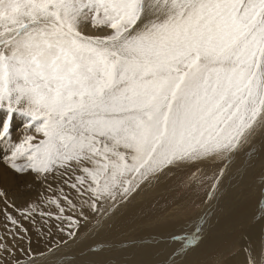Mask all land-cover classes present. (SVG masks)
Wrapping results in <instances>:
<instances>
[{
    "label": "snow or ice",
    "instance_id": "6c2138e0",
    "mask_svg": "<svg viewBox=\"0 0 264 264\" xmlns=\"http://www.w3.org/2000/svg\"><path fill=\"white\" fill-rule=\"evenodd\" d=\"M260 132L264 0H0V162L57 181L23 206L0 190V264H20L25 221L75 239L89 213L99 226L174 171L215 200ZM242 251L264 264V239Z\"/></svg>",
    "mask_w": 264,
    "mask_h": 264
},
{
    "label": "bare ground",
    "instance_id": "6f19581e",
    "mask_svg": "<svg viewBox=\"0 0 264 264\" xmlns=\"http://www.w3.org/2000/svg\"><path fill=\"white\" fill-rule=\"evenodd\" d=\"M22 128V122L17 120L15 128V130H17L16 133L18 132V130H22ZM259 138L260 134L258 133L254 138L255 142L254 146H252L253 150L257 149ZM263 140L260 142V145L263 144ZM251 152L252 150L249 153ZM245 156H247V159H245V164H242L239 167H235V163V165H232V167L228 170L227 175H225V178H223L225 179V182L226 180H231V176L234 174L232 173V171L237 172L239 170V172H241L240 170L243 169L248 170L253 165L254 161L256 162L257 156L255 157L253 155L250 158L247 154H245ZM262 156L260 157L261 159L259 158L260 160L258 162V167L260 166V163H264V156ZM237 158L239 161V157ZM0 163L1 165H4L2 162ZM263 166L264 165H262V167ZM174 173L175 171L171 173L168 178H161L158 182L154 181L152 184L143 187L138 193L134 194L128 202L122 203L117 206L111 212L109 217L105 218L99 226L97 224V215L89 213L88 220L86 222H81L83 226L79 229L78 236L75 239L68 236L66 226L64 232L60 231V229L58 228V225L60 223L59 221H49L48 226H45L43 228H40V224L43 223V221L40 220L39 216L36 217L38 223L35 228L32 227L31 221H25V226L29 228V231L27 232V234H23L17 237L19 247L15 249L14 255L17 257L20 264H27V261L30 258L34 259L36 261V264H164L165 260H168L170 258V254L174 253V249H177L179 247L180 243H182L183 238L186 235L196 233L198 229L205 230V227L209 224L210 226L213 225L214 217L216 218L219 215L221 216V213H228V210L232 205L231 201H233V199L229 200V203L227 205H225L226 201L223 204H219L218 202L216 205L221 206L220 211L218 212L212 209L214 206V200L208 201L211 208L206 207L204 213L196 217L195 220H191L190 222H185L183 220L179 221V219H176V215L186 210L185 207L188 203L189 198L182 197L183 194H179L178 197L174 196L177 191L171 190L173 189V185L175 186L179 179H177V175L179 174ZM12 174H8L6 169L0 172V176L2 178L1 181L4 182V184L7 186L6 192L8 193L9 199L14 201L18 206H23L27 202L36 200L41 194H47L51 196V191H47V183H51L53 188H55L57 184V181L52 178H49L47 183H45L39 180H35L32 175L26 178H21L20 176L19 179H17L16 177H13ZM28 179L33 180V182L31 183V185H33L31 189L32 192H20L17 188L14 187L20 186L18 182L24 185L25 182L28 181ZM224 181L222 182V184L224 183ZM232 181H234V179ZM232 181L230 182L232 183ZM36 184H40L42 187L38 188L36 187ZM253 188L255 189L256 186ZM192 191L194 190L192 189ZM173 197L176 198L173 199ZM230 197L232 196L230 195ZM160 199H162V201H159V204L162 205L163 203L165 204V201H170L166 203L165 207L162 206L164 208L158 209V206H160L158 205L157 209H153L155 208L154 202ZM215 200H218V197ZM209 209H212V211L208 215L210 218H206L208 223L205 224L204 220L199 219L203 217V215L205 216L206 211ZM216 209L218 210V208ZM254 210L255 212L259 211L257 207L254 208ZM166 219L173 221V224L168 226L169 228L164 227V225L166 224ZM218 219L222 220V218ZM218 219L217 221H219ZM0 224H2V222H0ZM218 224L220 225L219 222ZM9 227H11V225H9ZM255 227L252 229L250 228V230L244 235L245 238H243L242 242L239 241V244L237 243L238 237H233L235 238L234 241H231L228 245L225 244L227 245L225 248L224 246L222 247V256L229 250L236 248V246L239 247V250L236 253L230 255L229 257L227 256L226 261L223 264H244L245 252L242 251V249H259L255 245L256 243L258 245V228L256 227V229ZM213 228L214 226H212L211 228L209 227L208 230L202 231L200 233V235L202 236L201 240H203L210 246L209 251H201L199 253H196L198 247H194L191 251L185 250V255L176 253L173 254L171 258L176 259L177 264H201L202 258L205 254L209 256V253L212 252L215 245H221V243L218 242V240H220L221 238V235H213ZM214 229L217 230V228ZM73 230L75 231V229ZM208 232L211 233L212 236H210V234H207ZM240 235L242 234L240 233L238 236ZM173 237H179L180 239L179 241H177L173 239ZM7 240L10 244H14L17 242L13 241L11 236H8ZM49 249H52L53 252L50 253ZM198 250L200 249L198 248ZM41 253H43L44 255H40ZM224 257L225 256H223V258Z\"/></svg>",
    "mask_w": 264,
    "mask_h": 264
},
{
    "label": "rangeland",
    "instance_id": "374dc122",
    "mask_svg": "<svg viewBox=\"0 0 264 264\" xmlns=\"http://www.w3.org/2000/svg\"><path fill=\"white\" fill-rule=\"evenodd\" d=\"M16 131L17 130H14L13 136L18 138L21 135V133L23 131V128H22V130H18L17 133H16ZM262 133L263 132L259 133L260 134V138H259V141H258V144H257L258 146H260L262 148L257 146V149L258 148H260V149H258V150L254 149L253 150V148H252L251 149L252 152L249 153V154L247 153L249 158L252 157L253 155L255 157L257 156L256 157V162L254 161L253 165L248 170L247 169H243V170H240L241 172H239V170L237 172L232 171V173H234L231 176V180H230V181H232L234 179V181H232V183L229 180L228 181L226 180V182H227V184H226V182L224 181L225 179H223L224 183L222 184V186H220V192H219V194L217 196L218 200H214V204H213L214 206H213L212 209H214V210H216L218 212V211H220V207H221L220 205H216L218 202H219V204H223L226 201L225 205H227L229 203L228 201L233 199V201H231L232 205L229 208L230 211L228 210V213H226V214H222L221 213V216L219 215L216 218L214 217L213 225L210 226V224H209V225H207L205 227V230H208L209 227L211 228L212 226H214V228H217V230L213 228L212 234L213 235H216V234L217 235H221L220 240H218V242L221 243V245H215L213 247L212 252L209 253L210 254L209 256H207V254H205L206 256L203 254L204 257L202 258L201 264H211V263L212 264H223L226 261L227 256L229 257L230 255H233L234 253H236L239 250V247L236 246V248H233V249L229 250L227 252L228 254L226 253L227 255L226 254L223 255V256H225L224 258H223L222 254H221L222 247L224 246V248H225L231 241H234V239L237 238V237H238L237 243L239 244V241L242 242L243 238H245L244 235L250 230V228L252 229L255 226L258 228L257 229L255 227L257 229V232H258V245L256 243L255 244L256 247L259 248L260 244H261L260 242L262 241V239H264V166L262 167V165H264V163H260V166L258 167V164H259L258 162L261 159L260 157L262 155L264 156V153H263V150H264L263 134L264 133L263 134ZM262 140H263V144L260 145V142ZM254 142L255 141H253V145L252 146H254ZM242 154L243 153H241L238 156L240 162L238 161V158L236 159V162H235L236 166L235 167H239L240 165L245 164V159H247L246 158L247 156H245V154H243V155ZM250 161H251V159H250ZM235 163L233 164V166L235 165ZM4 169H6L8 174H12V173L15 174V175L12 174V176L16 177L17 179H19L20 176H21V178H26V177L30 176V174H17L14 171H12L10 168H8L5 164L1 165V163H0V172L2 170H4ZM253 170H256V171H253ZM174 174H179V175H177V179L178 178L181 179V177L184 175V172L183 171H175ZM238 177L241 178V179H239ZM1 179L2 178L0 176V190L6 191L7 186L4 184V182L1 181ZM179 179H178V182L175 184V186L173 185V189L171 191H175L176 190L177 192L175 193L174 196L178 197L179 194L180 195L183 194L182 197H187V198H189V200H188V203H187V205L185 207L186 210L183 211L182 213L177 214L176 215V217H177L176 219H179V221L183 220L185 222H190L191 220H195L196 217H198L200 214L204 213V210H205L206 207L211 208V206H210V203L208 201L207 202L205 201V200H207V198L204 195V190L203 189H195L194 191H192V189L188 188L187 186L180 184V182H179L180 180ZM32 182H33L32 179H28V181H26L24 185H22V183L18 182V184L20 186H14V187L17 188L20 192H25V193L32 192V190H31L32 187H33V185H31ZM234 183H235V185L237 187L234 185ZM240 186H241V190H240ZM255 186H256V188L254 189L253 187H255ZM36 187L40 188L42 186L40 184H36ZM245 187H247V188H245ZM230 189H232V190H230ZM233 193H236V194H233ZM162 194H164V193H162ZM226 194H228V195H226ZM230 195L232 197H230ZM261 195H263V196H261ZM176 197H173V199H175ZM258 198H259V200H258ZM157 201L154 202L155 203L154 204L155 208H153V209H157L158 205H160V206H158V209L164 208L166 203H168L170 200L165 201V204L163 203V205L159 204V201H162V199L157 200ZM162 206H164V207H162ZM215 206H216V208H218V210L215 208ZM256 207L258 208L259 211L255 212L254 208H256ZM212 209L207 210L205 216L203 215V217L210 218L208 215L211 213ZM260 217H262V218H260ZM218 218H222V220H220ZM217 219L219 221H217ZM199 220H201V219H199ZM165 222H166V224L164 225L165 228H169L168 226L173 224V221H170L168 219H166ZM218 222L220 223V225L218 224ZM201 226H203V225H201ZM236 228H238V229H236ZM221 229L223 230V232H222ZM205 230H203V231H205ZM4 232H5V229H4L3 225L0 224V235H3ZM209 232L207 234H210V236H212L211 233H209ZM240 233L242 235L238 236ZM227 235L229 236V238H228ZM233 237H235V238H233ZM225 244H227V245H225ZM207 245H208L207 243H205L203 240H201L200 245L198 247L200 250H198V248H197L196 253H199L201 251H209L210 246L209 245L207 246ZM222 260H223V262H222Z\"/></svg>",
    "mask_w": 264,
    "mask_h": 264
}]
</instances>
